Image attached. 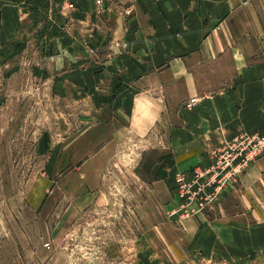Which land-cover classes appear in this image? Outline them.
Segmentation results:
<instances>
[{
  "label": "rangeland",
  "instance_id": "374dc122",
  "mask_svg": "<svg viewBox=\"0 0 264 264\" xmlns=\"http://www.w3.org/2000/svg\"><path fill=\"white\" fill-rule=\"evenodd\" d=\"M21 1L28 11L21 29L0 40V264H264L263 244L238 250L192 237V222L201 228L233 214V193L255 165L202 207L207 199L197 193L202 181L193 184V170L208 168L214 149L238 134L188 171L174 166L164 129L119 134L112 143V124L126 122L114 90L106 82L76 83L70 72L78 54L65 65L80 30L78 8ZM111 12L96 6L98 29L109 28ZM88 34L91 59L98 52ZM241 195L256 210L244 221L263 224L262 198Z\"/></svg>",
  "mask_w": 264,
  "mask_h": 264
},
{
  "label": "crops",
  "instance_id": "0c3cea01",
  "mask_svg": "<svg viewBox=\"0 0 264 264\" xmlns=\"http://www.w3.org/2000/svg\"><path fill=\"white\" fill-rule=\"evenodd\" d=\"M75 1L80 30L65 65L76 58L70 72L76 83L106 82L114 90L112 102L126 122L112 124V143L119 134L164 129L174 166L188 171L206 164L211 148L224 140L264 132V0H136L128 18L106 13L109 28L100 29L95 0ZM27 12L21 0H0L1 41L21 29ZM89 32L98 52L91 59L83 42ZM105 52L103 61L99 54ZM112 143L91 159H99ZM239 186L233 214L201 228L191 223L195 243L238 250L264 245V223L255 227L244 221L256 210L239 198L264 201V156Z\"/></svg>",
  "mask_w": 264,
  "mask_h": 264
},
{
  "label": "built area",
  "instance_id": "2783aa9c",
  "mask_svg": "<svg viewBox=\"0 0 264 264\" xmlns=\"http://www.w3.org/2000/svg\"><path fill=\"white\" fill-rule=\"evenodd\" d=\"M39 1L59 4L71 11L78 8L75 0ZM135 2L136 0H95L98 10L117 12L123 18L130 16ZM89 51L95 53L93 48ZM263 156L264 132H240L231 140L223 142L218 148L214 149L211 154L212 164L204 169L197 167L192 173L193 184H200V181H202L197 188V193L207 199L202 207L212 205L230 182H236L242 173ZM185 180H187L186 175H181L179 181L184 182Z\"/></svg>",
  "mask_w": 264,
  "mask_h": 264
}]
</instances>
